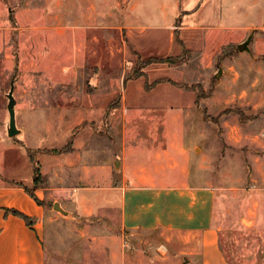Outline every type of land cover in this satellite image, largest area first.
Here are the masks:
<instances>
[{
  "label": "rangeland",
  "instance_id": "1",
  "mask_svg": "<svg viewBox=\"0 0 264 264\" xmlns=\"http://www.w3.org/2000/svg\"><path fill=\"white\" fill-rule=\"evenodd\" d=\"M206 1L208 6L217 4V0ZM166 2L0 0V130L7 134V92L12 81L17 126L24 129L10 136L23 147L17 164L11 162V173L24 176L33 168L34 177V167L41 170V153L65 145L70 153L76 136L79 151H83L84 134L89 132L93 147L105 152L101 158L112 150L107 161L113 168V181H117L119 165L116 169L112 162L116 142H143L161 151L170 146L171 129L174 143L183 142L188 148L190 179L216 187L214 223L220 227L224 254L235 261L251 258L252 264L262 263L264 29L249 30L229 42H208V49L195 30H184L186 41L178 29L171 36V48L165 28L168 20L158 15ZM236 3L235 20L242 24L245 16L240 8L244 5L242 0ZM248 7L253 16L259 13L255 6ZM130 13L137 28L135 36L125 20ZM259 17L264 19V11ZM188 23L200 25L196 18ZM207 24L217 25L214 20ZM252 31L250 51L241 50L239 44ZM153 35L161 40H143ZM135 37L140 39L138 47L132 41ZM163 76L184 80L188 86L199 83L197 104L194 99L187 108L188 94L176 91L182 88L195 94L191 87L170 82L163 83L175 91L166 90L161 83L150 89L145 86L146 81ZM131 97L138 99L135 102ZM88 98L99 102L90 105ZM236 108L243 111L242 116ZM175 112L184 121L166 120ZM37 119H44L50 129L53 126L51 133H41L35 126ZM7 162L6 157L4 165ZM43 176L42 186H47ZM106 181L95 179L92 195L104 194ZM56 196L62 202L60 198L42 199L45 264H190L186 255L180 258L175 244L161 231L123 229L114 204L97 200L94 211L85 214L76 199ZM55 201L65 213L53 208Z\"/></svg>",
  "mask_w": 264,
  "mask_h": 264
},
{
  "label": "crops",
  "instance_id": "2",
  "mask_svg": "<svg viewBox=\"0 0 264 264\" xmlns=\"http://www.w3.org/2000/svg\"><path fill=\"white\" fill-rule=\"evenodd\" d=\"M236 4V0H217V4L214 2L212 6H208L206 0H167L166 6L160 8L158 15H163L168 20L165 23L166 31L170 33L168 44L173 47L171 36L178 29L181 31L182 39L186 41L187 39L183 37L184 30L196 31L198 38L199 35L202 36L203 47L206 46L207 49L210 46L208 42H229L249 30L264 29V19L259 17L260 12L264 11V0H242L244 7L240 8V12L245 16L242 24H237L235 20ZM248 5L255 6L259 13L253 16L248 11L251 8ZM132 15L133 13L127 15L125 20L132 35L135 36L137 28L134 22L130 21ZM195 18L200 25L188 23ZM210 20H214L217 25L214 27L208 25ZM207 27H213V30L205 32L204 29ZM147 37L143 40H161L157 38L159 35ZM139 40L136 37L132 38L137 47ZM191 42L192 45L195 44L194 39H191ZM192 45L188 43L189 48ZM161 85L166 90L173 89L165 86L166 83ZM159 90L157 88V91ZM176 91L188 94L187 108H190L195 94L182 88ZM131 99L136 102L138 98ZM86 101L90 105L99 102L96 98H88ZM181 116L180 112L169 113L166 120L184 121ZM43 120L37 119L35 126L38 125L41 133L42 131L51 133L54 127L50 129L49 125L43 124ZM67 131L69 135L74 134ZM168 133L170 146L164 147L161 151L151 149L143 142L126 143L123 139L116 142L115 158L112 162L116 169L118 165L119 168L116 170L118 179L116 178L115 182L113 168L107 161L113 155L112 150L108 151L107 159L101 158L104 150L100 148L98 152L89 139L91 134L85 132L86 149L83 151H79L80 140H77L76 136L72 152L40 154V171L46 176L48 185L37 187L33 191L44 200L60 198L56 196L57 193L67 195L77 200L79 208L85 210L83 212L85 214L94 211L96 204L93 203L97 200L104 201L107 205L114 204L123 229L161 231L167 241L170 239L175 244L180 258L186 255L190 264H252L254 260L251 258L235 261L224 254L219 242L220 227L214 223L216 187L190 179V171L186 166L188 148L183 142L174 143L175 135L171 129ZM22 153L23 147L18 146L5 134L4 129L0 130V168L3 170L0 172V264H45L43 246L45 204L37 203L23 186L18 185L33 187V168L32 172L29 171L24 176L11 173L14 169L12 163L15 166ZM6 157L8 162L4 165ZM28 157L30 161V155ZM199 167L200 165L196 169ZM97 178L108 181L107 191L103 192L104 194L92 195L96 186L94 181ZM7 208H16L34 216L35 222L28 225L22 217L6 212ZM258 263L264 264V261Z\"/></svg>",
  "mask_w": 264,
  "mask_h": 264
},
{
  "label": "trees",
  "instance_id": "3",
  "mask_svg": "<svg viewBox=\"0 0 264 264\" xmlns=\"http://www.w3.org/2000/svg\"><path fill=\"white\" fill-rule=\"evenodd\" d=\"M179 42L181 44H183L180 40H179ZM183 48H184V44H183ZM172 59H174V58H172ZM163 82H170V83H173L175 85H178L179 87H188V88L191 87L192 89L195 90V103L197 104V102L199 100V97H200L199 91L201 89V85L199 83H196L193 86H188L186 81H184V80L182 82H176L173 79H171L170 77L163 76V77H159V78L154 79V81H152V82L146 81L145 86H147V88L150 89V88L154 87L155 85H157L159 83H163ZM236 110L238 111V113L241 116L243 115V111L241 109L236 108ZM67 151H71V150H70V147L66 146V145L54 150V152H67ZM30 157H31V153H30ZM43 181H44L43 174L41 173L40 169L37 166H35L34 167V177H33V187L32 188H27L26 186H24L22 184H18V185L23 186L26 189V191L29 193V195L31 197H33V199L37 203L45 204L44 200L40 199L35 194V192L33 191V189L42 186L44 184ZM6 212H12L13 214L22 217L25 220L26 224H28V225H32L35 222V217L34 216H30V215H28V214H26V213H24V212H22V211H20V210H18L16 208H7Z\"/></svg>",
  "mask_w": 264,
  "mask_h": 264
},
{
  "label": "water",
  "instance_id": "4",
  "mask_svg": "<svg viewBox=\"0 0 264 264\" xmlns=\"http://www.w3.org/2000/svg\"><path fill=\"white\" fill-rule=\"evenodd\" d=\"M252 37H253V31L250 32L248 34V36L246 37V39L239 44V48L241 50L250 51L249 43H250ZM220 73L221 72L218 71L216 73V76H219ZM13 85L14 84H13V81H12L10 89L7 92L8 118L6 120L5 128H6V133H7L8 136H14V135L18 134L21 131V129L17 126L16 107H15L16 99H15L14 94H13ZM53 208L58 210V211H60V212H62V213H65V210L63 209V207L61 206V204L58 201H55L53 203ZM186 264H189V263H186Z\"/></svg>",
  "mask_w": 264,
  "mask_h": 264
}]
</instances>
